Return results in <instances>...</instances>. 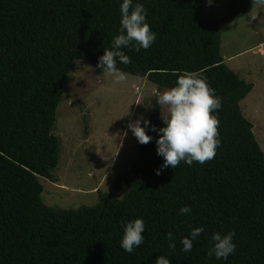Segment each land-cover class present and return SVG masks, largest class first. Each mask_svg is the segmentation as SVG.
Listing matches in <instances>:
<instances>
[{"label": "trees", "instance_id": "16d2710c", "mask_svg": "<svg viewBox=\"0 0 264 264\" xmlns=\"http://www.w3.org/2000/svg\"><path fill=\"white\" fill-rule=\"evenodd\" d=\"M122 0H0V264H264V152L241 102L254 84L242 79L221 54L220 25L248 18L254 0H228L227 14L204 19L192 0H134L147 10L155 41L139 52L122 49L121 71L147 78L158 93L193 72L221 99L215 112L220 144L212 159L161 169L157 133L140 144L133 178L123 198L99 193L95 207L62 210L46 205L40 178L55 183L60 141L57 110L76 61L96 67L120 27ZM149 128L163 127L155 103ZM160 170V174H156ZM189 206V214L179 209ZM142 218L143 243L129 254L120 247L122 222ZM203 227L190 252L182 237ZM234 231L235 251L208 255L210 237ZM175 243L169 248L167 233Z\"/></svg>", "mask_w": 264, "mask_h": 264}, {"label": "rangeland", "instance_id": "374dc122", "mask_svg": "<svg viewBox=\"0 0 264 264\" xmlns=\"http://www.w3.org/2000/svg\"><path fill=\"white\" fill-rule=\"evenodd\" d=\"M192 1L204 19L227 14L228 0H212L210 5L207 0ZM220 31L225 63L254 84L240 105L264 152V0H254L248 18L222 24ZM157 96L158 87L147 78L128 74L124 81L114 82L111 74H103L93 64L76 61L53 131L60 141V162L54 172L58 181L40 178L44 203L62 210L95 207L99 193L122 199L130 190L116 189V178L140 184L131 175L139 143L127 125L139 117L149 120ZM160 109L164 113V107Z\"/></svg>", "mask_w": 264, "mask_h": 264}, {"label": "clouds", "instance_id": "9594fccd", "mask_svg": "<svg viewBox=\"0 0 264 264\" xmlns=\"http://www.w3.org/2000/svg\"><path fill=\"white\" fill-rule=\"evenodd\" d=\"M207 3L210 5L212 0H207ZM146 14L144 5L134 0H122L120 3L119 34L113 37L110 49L103 50V55L96 64V68L101 69L103 74H111L114 82L124 81L128 75L116 67L117 62H131L122 49L131 46L139 52L141 48L148 49L155 41V33L146 22ZM156 103L165 109L161 113L163 127L157 129L152 125L149 128L150 122L139 117L129 122L127 129L140 144H147L153 139L146 134V129L157 133L155 144L157 155L163 158L161 169L168 166L175 168L181 161L188 165L194 161L204 163L214 157L220 144L217 131L219 121L215 112L221 107V99L209 86L206 78L193 72H184L177 76L174 87L158 93ZM156 174L159 175L160 170H156ZM190 212L191 208L187 205L179 209L181 215ZM122 228L120 247L132 254L134 248H138L144 241V221L142 218L124 221ZM203 231V227H196L190 230L187 237H182L181 251L190 252L193 240ZM234 235V231L223 235L214 232L210 237L208 255H214L217 260H226L235 251ZM166 239L169 241L168 247L174 248L171 232L167 233ZM154 264H170V261L160 255Z\"/></svg>", "mask_w": 264, "mask_h": 264}]
</instances>
